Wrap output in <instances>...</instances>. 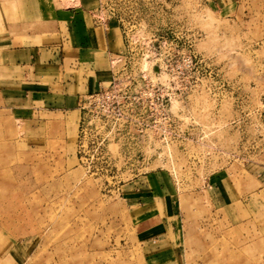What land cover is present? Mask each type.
Instances as JSON below:
<instances>
[{"label": "rangeland", "instance_id": "374dc122", "mask_svg": "<svg viewBox=\"0 0 264 264\" xmlns=\"http://www.w3.org/2000/svg\"><path fill=\"white\" fill-rule=\"evenodd\" d=\"M15 1L33 0H0ZM100 5L129 36L111 76L198 84L183 117L194 135L166 137L162 163L147 168L116 144L115 166L83 164L78 112L0 103V264H264V184L253 177L264 172L253 169L264 166V0ZM221 173L244 179L223 199L210 183ZM150 174L163 194L127 201Z\"/></svg>", "mask_w": 264, "mask_h": 264}, {"label": "crops", "instance_id": "0c3cea01", "mask_svg": "<svg viewBox=\"0 0 264 264\" xmlns=\"http://www.w3.org/2000/svg\"><path fill=\"white\" fill-rule=\"evenodd\" d=\"M99 6L100 0H72L70 4L47 0L0 2L2 106L12 103L30 107L38 99L46 111L68 113L73 120L77 112L79 116L80 96L110 79L109 60L125 49L116 21L109 20L106 26L93 22L91 15ZM256 168L264 170V166ZM257 174L254 182L264 184V172ZM160 178L150 174L138 186L130 185L126 200L140 204L154 197L153 192L163 194ZM153 183L157 184L154 191ZM210 183L220 190L223 199L228 196V184H243L244 179L234 182L221 173Z\"/></svg>", "mask_w": 264, "mask_h": 264}, {"label": "built area", "instance_id": "2783aa9c", "mask_svg": "<svg viewBox=\"0 0 264 264\" xmlns=\"http://www.w3.org/2000/svg\"><path fill=\"white\" fill-rule=\"evenodd\" d=\"M110 13L111 16H106L100 5L91 16L97 25L106 26L109 20H114L121 29L125 49L111 58L113 70L130 43L121 18L115 12ZM163 67V63L156 64L155 61L149 66L155 69ZM116 74L117 71L105 85L79 98L77 153L80 162L91 161L93 156H107L109 163L115 166L117 160L109 154L108 147L116 144L118 156L130 166L147 168L154 162L162 163L164 146L169 143L166 137L175 138L170 142H176L179 138L183 140L194 135V121L189 118L185 121L183 117L198 84L135 79L121 81ZM177 104L180 105L174 108Z\"/></svg>", "mask_w": 264, "mask_h": 264}, {"label": "bare ground", "instance_id": "6f19581e", "mask_svg": "<svg viewBox=\"0 0 264 264\" xmlns=\"http://www.w3.org/2000/svg\"><path fill=\"white\" fill-rule=\"evenodd\" d=\"M145 66V65H144Z\"/></svg>", "mask_w": 264, "mask_h": 264}]
</instances>
